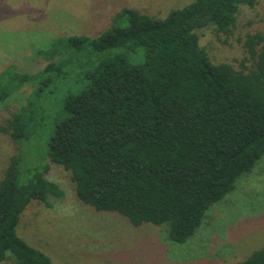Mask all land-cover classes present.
I'll return each instance as SVG.
<instances>
[{
    "label": "trees",
    "instance_id": "1",
    "mask_svg": "<svg viewBox=\"0 0 264 264\" xmlns=\"http://www.w3.org/2000/svg\"><path fill=\"white\" fill-rule=\"evenodd\" d=\"M257 1L191 0L163 18L123 7L115 21L125 20L124 26L112 25L96 38H57L37 50L46 62L38 73L14 65L1 72L0 105L26 84L36 93L40 85H55L82 52L94 58L83 72L85 85L64 96L63 117L44 156L69 173L84 204L124 216L133 226L166 224L168 238L183 243L264 156V35L244 39L235 68L212 63L197 33L213 28L229 34L239 7ZM29 106L0 128L16 144L33 139L39 128L25 116ZM19 163V155L11 157L0 180V263L54 264L16 228L32 200L49 207V198L64 192L46 177L49 163L23 180ZM236 264H264V248Z\"/></svg>",
    "mask_w": 264,
    "mask_h": 264
},
{
    "label": "rangeland",
    "instance_id": "2",
    "mask_svg": "<svg viewBox=\"0 0 264 264\" xmlns=\"http://www.w3.org/2000/svg\"><path fill=\"white\" fill-rule=\"evenodd\" d=\"M191 0H3L0 1V73L14 65L17 71L38 73L46 62L35 53L53 40L68 36L98 37L112 25L123 7L151 17L163 18ZM199 45L214 64L239 68L248 35H264V0L253 7L240 6L231 32L213 28L197 31ZM116 52V50L112 51ZM136 54L130 56L131 60ZM82 52L72 72L55 85H24L0 105V128L21 106L29 102L25 116L39 123L36 136L14 143L0 129V180L13 156H20L19 172L27 174L49 163L46 177L63 190L61 199L49 198L50 206L32 200L20 215L17 234L44 252L54 264H236L264 248V156L252 170L237 179L233 191L214 203L200 226L183 243L172 242L167 225L133 226L115 212L96 211L75 194L69 173L45 158L48 138L56 120L63 117L62 102L85 85L83 72L95 63ZM85 63L83 69L78 63ZM27 101V102H26ZM23 175V176H22ZM0 264H14L8 259Z\"/></svg>",
    "mask_w": 264,
    "mask_h": 264
}]
</instances>
